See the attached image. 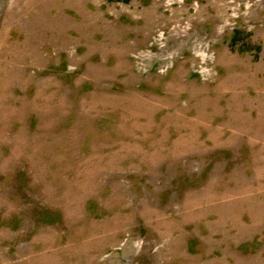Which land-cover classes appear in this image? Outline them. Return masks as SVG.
Masks as SVG:
<instances>
[{"label":"rangeland","instance_id":"1","mask_svg":"<svg viewBox=\"0 0 264 264\" xmlns=\"http://www.w3.org/2000/svg\"><path fill=\"white\" fill-rule=\"evenodd\" d=\"M0 264H264V0H0Z\"/></svg>","mask_w":264,"mask_h":264}]
</instances>
